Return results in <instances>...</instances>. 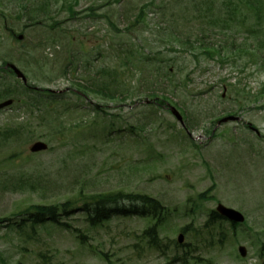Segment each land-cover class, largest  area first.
<instances>
[{
	"label": "rangeland",
	"instance_id": "374dc122",
	"mask_svg": "<svg viewBox=\"0 0 264 264\" xmlns=\"http://www.w3.org/2000/svg\"><path fill=\"white\" fill-rule=\"evenodd\" d=\"M7 62L27 83L0 68V219L108 192L165 214L155 242L154 218L90 227L80 209L70 228L0 226V264H264V0H0ZM218 202L246 224H204Z\"/></svg>",
	"mask_w": 264,
	"mask_h": 264
},
{
	"label": "trees",
	"instance_id": "16d2710c",
	"mask_svg": "<svg viewBox=\"0 0 264 264\" xmlns=\"http://www.w3.org/2000/svg\"><path fill=\"white\" fill-rule=\"evenodd\" d=\"M142 11V7L140 12ZM129 202V207L121 202ZM74 203L65 201L51 205H32L24 211L26 214L12 223L15 230L23 233L26 228L35 231L36 227L47 221H59V217L69 215L74 209ZM161 206L156 199L146 195L131 194L125 192H108L95 198L87 199L82 203L81 209L87 214L90 225H97L108 220L112 215H154ZM156 223L144 230V234L150 236L156 233Z\"/></svg>",
	"mask_w": 264,
	"mask_h": 264
},
{
	"label": "water",
	"instance_id": "95a60500",
	"mask_svg": "<svg viewBox=\"0 0 264 264\" xmlns=\"http://www.w3.org/2000/svg\"><path fill=\"white\" fill-rule=\"evenodd\" d=\"M24 45V44H23ZM18 72V71H17ZM18 75L21 76V73L18 72ZM7 103H4V104H0V108L3 107L4 105H6ZM172 112L176 115V117L178 119H181L180 115L177 113V111L172 108L171 109ZM227 119H234V117L230 116V117H226V118H223L222 120L223 121H226ZM46 144H44L43 142H40V141H36L34 142L31 146H30V151L32 152H37V151H41V150H44L46 149ZM217 209L224 215L228 216L229 218L233 219L234 221H242L243 220V217L240 213L232 210V209H228V208H225L224 206L222 205H218ZM179 240L181 241L182 240V236L180 235L179 236ZM240 251L242 254H244V248L240 247Z\"/></svg>",
	"mask_w": 264,
	"mask_h": 264
}]
</instances>
